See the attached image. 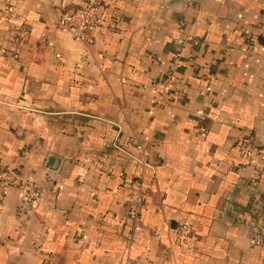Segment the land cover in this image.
Returning a JSON list of instances; mask_svg holds the SVG:
<instances>
[{"label": "crops", "instance_id": "crops-1", "mask_svg": "<svg viewBox=\"0 0 264 264\" xmlns=\"http://www.w3.org/2000/svg\"><path fill=\"white\" fill-rule=\"evenodd\" d=\"M80 1L0 0V163L40 192L0 193V264H264V0H99L91 43L55 26Z\"/></svg>", "mask_w": 264, "mask_h": 264}, {"label": "built area", "instance_id": "built-area-1", "mask_svg": "<svg viewBox=\"0 0 264 264\" xmlns=\"http://www.w3.org/2000/svg\"><path fill=\"white\" fill-rule=\"evenodd\" d=\"M100 4L99 0H81L75 5L65 7L55 21L56 28L69 33L75 40L91 43L93 41L92 29L100 23ZM0 18L14 20L12 41L22 44L27 40L30 29L25 15H18L11 5L5 4L1 8ZM5 51V47L0 48V52ZM56 55L60 54L56 53ZM152 88L156 89L153 84ZM166 94H169L168 87L161 91L157 90V97L160 100ZM236 147L245 159L241 169L249 173L247 183L255 189L264 172L262 149L253 142L251 135L240 140ZM135 186L136 193L128 209V214L132 218L137 217L143 196L138 181H135ZM9 187H17L21 190V200L25 206H34L40 200V192L34 181L23 178L18 170L0 163V193ZM254 214L257 215V212ZM177 231L181 238L189 236L192 232L186 224L179 225ZM45 264L51 263L47 261Z\"/></svg>", "mask_w": 264, "mask_h": 264}, {"label": "water", "instance_id": "water-1", "mask_svg": "<svg viewBox=\"0 0 264 264\" xmlns=\"http://www.w3.org/2000/svg\"><path fill=\"white\" fill-rule=\"evenodd\" d=\"M51 161H52V158L49 159V162H51Z\"/></svg>", "mask_w": 264, "mask_h": 264}]
</instances>
